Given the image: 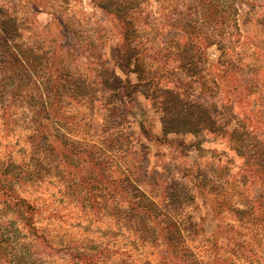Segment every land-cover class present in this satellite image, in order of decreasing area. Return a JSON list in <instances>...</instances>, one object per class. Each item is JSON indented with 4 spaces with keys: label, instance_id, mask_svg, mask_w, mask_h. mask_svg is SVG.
Wrapping results in <instances>:
<instances>
[{
    "label": "rangeland",
    "instance_id": "374dc122",
    "mask_svg": "<svg viewBox=\"0 0 264 264\" xmlns=\"http://www.w3.org/2000/svg\"><path fill=\"white\" fill-rule=\"evenodd\" d=\"M183 1L140 0L129 11L141 52L133 65L152 84L176 85L187 97L209 105L216 130L163 138L159 116L137 96L133 111H144L147 132L139 129L135 116L126 129L132 136L125 140L113 125L129 116L120 114L118 106L104 109L102 91L90 84L92 100H55L53 119L68 143L59 133L43 142L39 137L47 130L38 128L42 114L31 106L28 90L19 88L13 95L10 84H4L0 168L9 182L3 190L18 201L0 194V264H162L159 257L165 252L143 237L141 224L128 221L127 210L111 211L115 197L97 192L93 199L101 207L89 208L86 173L95 164L112 179L125 173L141 179V189L159 206L166 202L163 181L176 179L177 191L185 197L182 205H188L180 219L188 223L190 214L198 224L184 233L186 253L179 264H264L263 232L235 223L228 211L248 208L259 196L264 199V0H222L227 14L217 33L214 21H196L194 9H184ZM1 18L15 19L19 34L14 42L24 48L61 49L62 70L71 76L91 81L104 65L126 75L118 64L119 29L91 0H0ZM191 41L194 53H201L194 68L184 60ZM224 65L233 78L228 77L229 84ZM131 138L136 146L143 144L141 152L127 149V143H134ZM63 142L69 145L67 153L60 151ZM192 172L201 175L209 199L204 207L188 179ZM214 200L227 211L210 207ZM225 226L240 232H226Z\"/></svg>",
    "mask_w": 264,
    "mask_h": 264
},
{
    "label": "trees",
    "instance_id": "16d2710c",
    "mask_svg": "<svg viewBox=\"0 0 264 264\" xmlns=\"http://www.w3.org/2000/svg\"><path fill=\"white\" fill-rule=\"evenodd\" d=\"M91 3L110 16L113 19L112 22L119 29L117 33V42L119 43L117 45L119 50L118 64L126 70L124 77H120L112 68L105 65L100 67L96 77L94 76L93 78L92 76L91 81L86 77L71 76L69 71L63 72L62 70L59 60L61 49L58 51L55 49L50 50V48L42 50L24 48L21 44L14 42V38H17L19 34L15 19H0V91L2 90V86L8 83L10 84V89L13 90V95H18L19 88L28 90L31 106L33 108L36 107L38 113L42 114L38 128L39 130H47V133H42L39 139L47 142L48 139L50 140L49 134L55 133L57 135L59 133V137L68 143L69 139L66 133L62 131L63 134H60L57 129H61L53 119L52 114L55 100H74L78 97L91 99V93L87 89L90 84L99 86L102 91L104 109L105 107L107 109H115L114 107L118 106L121 109L120 114L129 116V119L120 118L113 125L117 131L119 130L120 135L125 140H129L131 132L126 129H130L133 122L132 119L136 118L135 116L140 118L138 123L139 129L143 130L144 133L147 132L142 126V120L145 115L144 111L141 109L140 113L133 111V105L136 102L137 96H142L146 99L154 112L159 116L163 138L173 134L197 135L206 131H215L216 117L212 115L209 105L199 101V98L191 99L189 97L192 96L187 97L180 92V89L176 85H163L159 82L152 84L146 77L145 79L141 78L142 71L137 65H133L141 52L136 42L139 32L136 29L134 19L129 15V11L132 8H138L140 0H91ZM182 4L184 9H194L196 21L198 20L203 23L207 20H212L214 21L216 33L222 31L225 24L224 17L227 14V12L223 11L224 2L222 0H188L186 2L184 0ZM231 8L233 7L231 6ZM199 9L201 10L200 12L198 11ZM163 15H165V12ZM194 24L195 20L192 22V25ZM236 27H238V24H236ZM197 34V30H194L193 35L197 36ZM203 39L200 37L202 43ZM194 44L196 46L199 44L197 37L194 39ZM190 46L191 48L185 51L186 53L188 51L193 53L188 52L184 60L188 66L193 65L194 68V58L199 59L201 53L198 49L196 50L198 54L194 53L193 48L196 46L193 45V41H191ZM223 67V78L229 84L230 80H227L229 70L227 65ZM193 68L188 67V72L192 73L191 69ZM132 75L134 76V80L130 78ZM229 78L233 80L232 77ZM17 81H19L18 84L16 83ZM144 82L146 85H143ZM93 101L96 100L94 99ZM124 133L127 134L126 137L123 135ZM130 140H133V138ZM137 143V146L140 147L139 149H136L135 141L133 144L127 143L126 147L130 152H139L143 144ZM61 147L60 151L67 153L69 145L64 143ZM55 148L57 147L55 146ZM87 170H89L86 173L89 179L86 186L91 187L87 199L92 200L89 208L100 209V202L93 199L97 192H104V197L110 199L115 197L116 202L111 208L114 215L123 214L127 210L129 212L126 215L127 220L131 221L133 219L139 222L141 226L138 227L141 230L140 232L144 233L143 237L149 238L152 244L162 249V253L165 252V255L162 257L160 255V262L162 264H179V261L182 260L186 253L184 233L188 232V227L193 228L195 224L197 226L198 224L192 222L190 214H187L190 219V221L186 219L188 223L180 219L183 216L182 210H186L185 208L188 205L184 207L182 205L185 197L177 191L179 183L176 179L171 176L166 181H163V184L166 186L164 190L165 197L163 196V198L166 202L159 206L145 194L141 189V179H136L133 177L134 175L125 173L112 179L111 175L103 170L102 165L96 166V164L94 166L89 165ZM143 171L147 173V169L144 168ZM7 178L8 176L0 168V194L4 198L10 196V199L18 201L8 191L3 190L4 183L9 184ZM200 178L201 175L198 173L192 172L188 175V179L197 191L196 198L200 202L199 205L204 207L208 204L209 199L206 198L207 193L201 185ZM183 179H185V176ZM99 196L97 195V197ZM210 207L219 210L221 213L227 211L221 207L217 200L212 201ZM177 210L180 211V214L176 213ZM228 211H230L233 218L232 221L235 223L256 227L264 234V199L260 196L248 208L229 209ZM218 229L223 231L224 227L218 225ZM225 231L240 232L239 229L237 231L235 228L231 230L228 227L227 229V226H225ZM227 242L230 243V238ZM88 263L95 264L94 260H90ZM183 264H186L185 261Z\"/></svg>",
    "mask_w": 264,
    "mask_h": 264
}]
</instances>
